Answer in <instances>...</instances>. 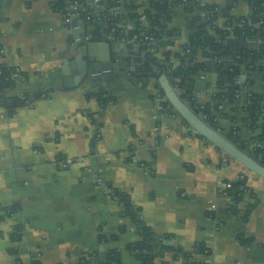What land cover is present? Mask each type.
Here are the masks:
<instances>
[{
    "label": "crops",
    "instance_id": "1",
    "mask_svg": "<svg viewBox=\"0 0 264 264\" xmlns=\"http://www.w3.org/2000/svg\"><path fill=\"white\" fill-rule=\"evenodd\" d=\"M50 1L0 0V62L18 70L14 86L5 90L6 102H22L18 98L25 94H49L26 98L30 104L0 102V214L4 207H17L0 218V264H17L18 259L25 264L35 259L40 264H76L85 253L110 248L120 251L122 264H142L128 248L138 238L132 219L124 216L109 187L128 195L157 236H170L172 244L186 251L197 243L208 247V264H264V179L202 138L180 116L161 111L159 75L168 71L155 52L154 60L144 58L133 37L112 40L127 46L112 54L108 92H95L89 79L65 88L77 74V48L71 20L64 22ZM106 1L89 2L102 29L104 9L112 11ZM135 2L139 11L148 4ZM201 2L229 5L235 16L251 12L245 0ZM192 16L176 7L168 24L176 30L168 46L172 53L187 42ZM85 25L90 31L96 28ZM259 44L258 39L249 41L252 49ZM143 62L150 73L139 80L131 72ZM251 78V90L262 91L264 73L254 71ZM96 93L115 100L102 105ZM217 93L216 72L201 73L193 88L196 104L213 103ZM243 104V98L223 101L216 123L226 134L238 130L251 145L255 133L243 120ZM254 144L264 150V134ZM239 174L250 188L245 202H256L247 220L228 211V197L218 192L222 182ZM16 225L22 226L21 239L14 241ZM163 260L181 262L170 252L155 263Z\"/></svg>",
    "mask_w": 264,
    "mask_h": 264
},
{
    "label": "trees",
    "instance_id": "2",
    "mask_svg": "<svg viewBox=\"0 0 264 264\" xmlns=\"http://www.w3.org/2000/svg\"><path fill=\"white\" fill-rule=\"evenodd\" d=\"M73 0H51L52 9L60 12L64 22L70 21L67 13L74 11L71 8ZM82 6L77 13V17L83 19L88 25H95L93 29L95 34L106 40L112 36V39L125 38L129 39L134 34H139V17L144 13L149 21L148 34L154 37L152 43H136L139 49L145 53H152L148 49L150 46L156 49L154 54L161 58L165 71L168 76L173 78L174 85L180 88L183 97L188 99L192 106L201 111L206 116L212 126L219 128L216 120H213V111H218V106L225 100L236 102L238 98H243L244 104L241 110L246 114L243 117L248 126V130L255 133L252 138V144L255 140H260L264 134V87L262 91L255 92L251 90L253 79L251 73L261 71L264 73V0H245L251 7L248 16H235L231 11V6H221L218 3L203 4L201 0H148L147 7L139 11V5L134 0H123L119 4H109L106 6L113 10L116 6L120 7L121 13L116 16L110 15L109 9L104 11L108 17L105 21L106 26L102 29L94 16V7L90 0H77ZM104 2H100L103 5ZM177 6H182L185 10L193 13L188 24L190 30L187 42L178 52H171L168 46L172 44L171 37L175 34L174 29L169 28L168 24L172 20ZM77 12V11H75ZM125 17L135 25V29L125 32L124 25H117L124 22ZM223 18L221 23L219 18ZM122 19V21H121ZM101 24V23H100ZM87 31H90L88 26ZM113 29V30H112ZM112 30V31H111ZM259 40V46L252 49L249 41ZM153 54V53H152ZM148 63L143 62L136 66L131 72L137 79L143 78L150 73ZM214 70L217 74L218 93L211 104L204 106L197 105L193 98V88L197 77L206 71ZM18 70L3 62H0V102L4 103L8 99L5 90L14 86L16 78L15 73ZM24 74V73H22ZM39 97H47V92L34 93ZM34 94H25L24 98H18L25 102L26 98ZM102 105L108 101H114L113 97H105L96 93ZM160 107L161 111L167 114L178 115L171 106L170 102L165 99L162 88L160 89ZM240 108V107H239ZM11 111L13 108H9ZM223 111V109H222ZM222 114V113H221ZM238 130H231L227 135L236 143H241L244 148L251 151L256 157L264 159V150L261 147L247 144L238 135ZM258 132V133H257ZM257 133V134H256ZM201 136V135H200ZM202 137V136H201ZM204 138V137H202ZM205 139V138H204ZM254 140V141H253ZM251 142V141H250ZM246 176L239 174L233 179L225 182L230 183V188H220L225 190L229 198L228 211L238 215L242 220H247L255 201L245 202V193L250 189L246 184ZM111 196L116 198L122 205V213L132 219L133 227L138 238L128 245V248L135 252L137 258L142 264H156L157 257L163 256L170 252L173 258H180V264H208L204 259L209 254V249L202 243L194 245L192 251H186L176 244L165 243L170 236H157L150 226L145 224L139 216V209L132 206L127 194L109 187ZM1 217H6L16 212V206L4 207ZM21 225H16L12 232V240L21 239ZM121 230L124 227L121 226ZM11 252H16L10 249ZM17 264H25L18 259ZM28 264H40L35 259ZM76 264H122L120 251L117 248H110L105 253L90 252L81 255ZM160 264H170L169 261L163 260Z\"/></svg>",
    "mask_w": 264,
    "mask_h": 264
},
{
    "label": "water",
    "instance_id": "3",
    "mask_svg": "<svg viewBox=\"0 0 264 264\" xmlns=\"http://www.w3.org/2000/svg\"><path fill=\"white\" fill-rule=\"evenodd\" d=\"M85 23L80 18L75 17L70 21V33L74 39L77 48V54L74 57V64L78 66L77 74L69 80L65 88L79 85L86 79H89L94 91L104 90L108 92L113 80L112 54L119 51L123 43H113L111 39L90 40L86 39ZM127 45H125L126 47ZM144 58L155 59L151 53H145ZM161 63L155 60V64ZM167 73L159 75V82L163 90V95L167 99L173 110L182 118L184 123L189 125L196 133L213 143L218 149L222 150L228 157L241 163L246 169L264 179V159L256 157L251 151L244 148L243 144L234 142L221 129L212 126L202 112L197 111L192 104L182 95L181 89L176 87L172 77ZM36 98V95L33 97ZM25 103L30 104V100ZM7 106L22 105V102L11 100L6 102ZM165 243L172 244L165 240Z\"/></svg>",
    "mask_w": 264,
    "mask_h": 264
},
{
    "label": "built area",
    "instance_id": "4",
    "mask_svg": "<svg viewBox=\"0 0 264 264\" xmlns=\"http://www.w3.org/2000/svg\"><path fill=\"white\" fill-rule=\"evenodd\" d=\"M146 1H148V0H146ZM81 7L82 6L78 3L77 0H73L71 2V8L74 11H71V12H69V13L66 14V15H69L70 20L72 18L77 17V13L81 9ZM75 11H77V12H75ZM118 13H121V10H120V7L119 6H116V8H114L110 12V15L116 16ZM64 15H62V16H64ZM105 18H106L105 20L107 21L108 20V17L106 16ZM121 21H122V19H121ZM139 21H140V24H139V34L138 35L137 34H134L132 37L134 39H136V41H137L138 44L145 43V41H146L147 44L148 43H152L155 39H154L153 36H151V34H148L147 33V30L149 29L150 25H149V21L147 20V18L144 15L143 12L140 13ZM117 25H119V26L124 25L125 32L131 31V30H134L135 29V25L132 22H130L126 17L124 19L123 24H122V22H119ZM85 37H86V39H90V40H104L105 39V38H102V34L100 36H98V34H95L93 31H87ZM106 37H109V39H112V36H110V35H107ZM148 49L150 50V52H155V50H156L154 47H151V46ZM2 54H3V48L0 47V55H2ZM221 113H222V106L219 105L218 106V111H213L212 112V115H214L213 120L214 121L217 120ZM66 165H67V161L62 162V166L63 167L66 166ZM221 187L222 188H230V183L229 182H222L220 184V186H219V191H218L220 194L228 197L225 190H222L221 191V189H220ZM108 193H110V189H108ZM110 195H111V193H110ZM228 201H229V198H228ZM232 264H238V263H232Z\"/></svg>",
    "mask_w": 264,
    "mask_h": 264
}]
</instances>
